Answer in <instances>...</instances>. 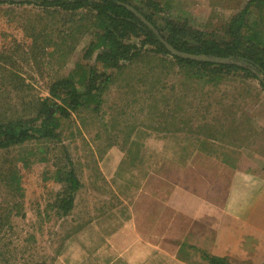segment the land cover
<instances>
[{
	"label": "rangeland",
	"instance_id": "1",
	"mask_svg": "<svg viewBox=\"0 0 264 264\" xmlns=\"http://www.w3.org/2000/svg\"><path fill=\"white\" fill-rule=\"evenodd\" d=\"M249 1L134 4L153 14L166 34L173 24L191 30L184 36L189 43L210 39L225 45L233 40L232 18ZM87 14L35 5L0 6V125L38 116L43 102L52 98L54 82L71 73L80 79L83 70L95 64V57L85 58L95 22ZM242 32V50L257 40L264 44V0L252 5ZM252 35L255 39L250 40ZM143 39L131 34L122 38L138 47L132 60L112 68L97 63L111 81L100 103L95 95L84 98L78 110L58 117L55 131L60 139L38 134L0 150V264H127L122 250L143 241L123 234L129 229L127 220L135 217L147 237L168 231L190 234L187 246L180 245L179 257L186 256L191 264H211L200 248L190 247L199 244L206 226L172 222L164 202L175 185L192 186L180 167L199 164L205 153H227L209 134L215 118L205 114L214 115L216 111H208L211 106L236 102L242 108L250 100L254 116L241 110L236 123L251 121L264 128V86L242 72L223 76L214 73L213 66L181 65L154 46L143 45ZM227 156L232 158L231 153ZM72 170L82 187L75 193L74 209L64 215L58 205L69 195ZM167 241H162L160 262L144 264H176L178 257L175 261L169 255L181 240Z\"/></svg>",
	"mask_w": 264,
	"mask_h": 264
},
{
	"label": "crops",
	"instance_id": "2",
	"mask_svg": "<svg viewBox=\"0 0 264 264\" xmlns=\"http://www.w3.org/2000/svg\"><path fill=\"white\" fill-rule=\"evenodd\" d=\"M235 103L211 106L208 111H216L214 115L205 114L215 118L208 125L209 134L227 153L224 156L205 153L199 164L192 162L180 167L179 173L187 175L192 186L175 185L164 204L171 211L172 222H201L206 226V234L202 239L199 236V244L192 243V250L195 246L208 256L228 258L231 264H264V128L251 121L245 126L241 122L237 124L241 110L254 116V104L247 100L241 108L240 103ZM257 132H260L258 142ZM229 152L232 158L227 156ZM136 222V217L127 220L129 229L123 234L127 239L139 238L144 242L122 250L127 264L154 263L157 259L160 262L164 257L162 241L172 238L181 241L176 243L179 249L174 248L170 253L171 259L178 257L176 264H191L186 256L179 257L180 245L187 246L190 234L174 235L168 231L166 235L147 237Z\"/></svg>",
	"mask_w": 264,
	"mask_h": 264
},
{
	"label": "trees",
	"instance_id": "3",
	"mask_svg": "<svg viewBox=\"0 0 264 264\" xmlns=\"http://www.w3.org/2000/svg\"><path fill=\"white\" fill-rule=\"evenodd\" d=\"M258 2L260 0H250L247 6L232 18L229 32L233 40L222 45L210 39H200L198 43H189L184 36L191 30L179 28L173 24L169 26V34H166L155 16L145 13L134 4V0H0V6L4 4L35 5L45 10L59 9L73 14L86 10L87 15H92V20L95 22L93 27L91 26L92 30H89L94 33V39L85 52V58L92 60L95 57L96 60L95 64H90L83 70L84 72L79 76L80 79H76V73H71L68 77L54 82L51 89L52 98L43 102L38 116L16 122V124L0 125V150L22 144L38 134L45 138L60 139V134L55 131L60 122L58 117L69 116L71 111L78 110L83 106L84 98H93L95 95L100 103L105 85L111 81L110 75L99 72L97 63L100 62L104 67L112 68L121 61L132 60L137 55L138 47L135 44H125L122 41V38L130 34L143 36V45L154 46L156 52L172 56L181 65L213 66L215 67L213 72L223 76L232 72H242L249 77L259 79L264 86L262 40L255 41L248 51L242 50L244 43L242 31L247 27V17L252 5ZM153 3L159 8V3ZM130 7L141 13L147 22ZM250 38V40L255 39V36L252 35ZM162 39L181 52L207 55L214 59H229L230 62L194 60L173 55ZM99 80L100 84H98ZM79 83L83 85L82 90ZM59 101L62 103L60 104ZM67 182H69V195L58 205L64 215L74 209L75 193L82 187L74 170L70 172ZM205 256L211 264H231L228 258Z\"/></svg>",
	"mask_w": 264,
	"mask_h": 264
},
{
	"label": "water",
	"instance_id": "4",
	"mask_svg": "<svg viewBox=\"0 0 264 264\" xmlns=\"http://www.w3.org/2000/svg\"><path fill=\"white\" fill-rule=\"evenodd\" d=\"M130 8L132 10H134L138 14V16L142 17L141 13L137 12L133 7H130ZM142 18H143V20L145 22H147L144 17H142ZM162 41L167 45L168 49L170 50V52L173 55H180V56H182L184 58H189V59H194V60H204V61H214L215 60V61H217L219 63H221V62H224V63L230 62L229 59H224V60L220 59V58L214 59V58H211V57H209L207 55H195V54H190V53H187V52H181V51L175 49L174 47H172L164 39H162Z\"/></svg>",
	"mask_w": 264,
	"mask_h": 264
}]
</instances>
